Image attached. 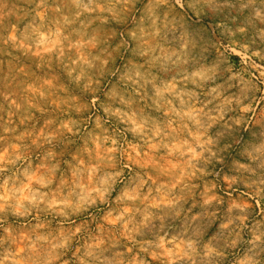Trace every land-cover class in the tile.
Listing matches in <instances>:
<instances>
[{"label":"rangeland","instance_id":"374dc122","mask_svg":"<svg viewBox=\"0 0 264 264\" xmlns=\"http://www.w3.org/2000/svg\"><path fill=\"white\" fill-rule=\"evenodd\" d=\"M0 264H264V0H0Z\"/></svg>","mask_w":264,"mask_h":264}]
</instances>
